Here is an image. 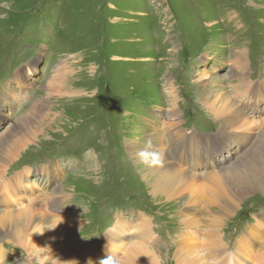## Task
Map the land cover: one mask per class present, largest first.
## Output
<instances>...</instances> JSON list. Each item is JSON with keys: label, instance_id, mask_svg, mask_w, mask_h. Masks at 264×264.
Instances as JSON below:
<instances>
[{"label": "rangeland", "instance_id": "rangeland-1", "mask_svg": "<svg viewBox=\"0 0 264 264\" xmlns=\"http://www.w3.org/2000/svg\"><path fill=\"white\" fill-rule=\"evenodd\" d=\"M238 61L249 79L247 92L238 94L245 100L264 90V0H0V138L15 127L26 140L4 165L0 192L10 200L0 212L40 195H66L70 215L45 233L55 237V253L60 245L73 251L75 240L100 245L119 220L141 214L160 240L153 247L159 264H178L169 250L183 214L176 202L151 196L148 169L126 145L164 128L175 101L187 136L226 142L214 156L218 167L240 162L249 172L263 169L264 94L243 114L248 122L238 132L253 137L242 145L237 132L221 139L228 131L205 105L219 94L234 96ZM49 84L60 88L53 92ZM38 100L52 114L27 136L22 124ZM229 217L220 238L232 254L250 225H264V192L248 193ZM33 233L19 248L2 239L0 264L36 262L42 250ZM86 254L77 255L85 261Z\"/></svg>", "mask_w": 264, "mask_h": 264}, {"label": "bare ground", "instance_id": "bare-ground-1", "mask_svg": "<svg viewBox=\"0 0 264 264\" xmlns=\"http://www.w3.org/2000/svg\"><path fill=\"white\" fill-rule=\"evenodd\" d=\"M243 66L244 62L238 61L240 70L238 69L234 76L237 83L235 82L236 84L232 86L234 96L230 98L219 94L211 102L208 99L205 104L224 131H228L221 136V139L228 141L230 140L227 138L230 137L229 131L237 132L232 134L236 135V139L242 138L237 140L238 145L251 142L253 136L245 134L243 129L241 132L238 130L242 128L244 122H248L243 118L245 110L258 103V98L254 99L256 96L259 95L261 99L264 94V90L255 89L251 91L253 95L249 99L238 98L239 93L247 92L246 85L249 83ZM16 80L21 88L23 85L18 75ZM203 84L209 83L205 81ZM260 86L264 88V85ZM57 88L58 86L49 84L48 90L53 89V92H56ZM169 93L175 100L177 96H175L173 86ZM47 105L46 100H38L31 108L30 116L22 124V129L27 136H31L35 130H40L38 124L40 122L42 124L52 114L45 113L44 109ZM170 107V120L165 123L164 128L161 130L154 128V131L146 135L143 141L129 142L126 145L130 157L136 162L139 161L138 151L143 149L149 140L152 144L150 151H156L162 157V164L146 166L149 178L145 177L148 178L146 180L149 192L154 199L162 203L176 202L175 207L178 206L177 210L182 212L179 215L183 214L179 216L182 224L181 233L177 236L179 240L174 239L176 247L169 250V253L175 252L173 254L178 264H264L263 224L250 225L245 235L237 240V249L232 251V254L228 252L229 246L220 238V229L225 226V218L233 215L242 198L252 191L264 192V168L259 170L257 167L258 169L249 172L245 170V167L242 168L240 162L236 161L234 164L231 163L229 169L218 167V164L214 162V156L219 147H227L226 142H215L213 139L201 138L200 135L197 138L193 137V134L187 136L186 131L180 126L181 115L175 101ZM261 129L264 132V122L261 123ZM18 134V129L12 127L0 138V180L3 177L5 163L13 152L26 142L24 137ZM188 137L192 140H187ZM175 144L179 146V150L182 149L180 153L177 152L178 149L175 150L176 147L172 148ZM183 147L186 148L185 151ZM49 173L46 171V175ZM20 186H22L21 183ZM42 197L40 195L37 202L28 204L19 210L0 212V242L4 238H9L14 240L15 244L17 242L18 248L24 247L25 239H28L34 232L32 242L37 243L40 251L42 250L36 262H33L31 257L28 261L19 260L18 264H75V261L78 264H88L89 260L93 264H99V260L108 254V248L114 255L122 258L121 264H150V259L152 264H159L160 258L153 247L160 240L155 235L153 221L151 222L149 218L141 214L132 221L119 220L105 235L100 245L87 246L75 240L73 243L76 246L72 248L73 251L70 248L64 249V246L60 245L61 251L55 253V247H57L54 242L55 237L45 235L46 231L43 234L36 232L45 230L44 223H56L61 217L69 216L72 208L69 206L68 209L65 204L66 195L51 200H42ZM9 200V196L0 192V203ZM31 228L34 230L29 232ZM78 252L84 257L88 253V259L83 261L78 258ZM3 253L0 246V254Z\"/></svg>", "mask_w": 264, "mask_h": 264}, {"label": "clouds", "instance_id": "clouds-1", "mask_svg": "<svg viewBox=\"0 0 264 264\" xmlns=\"http://www.w3.org/2000/svg\"><path fill=\"white\" fill-rule=\"evenodd\" d=\"M151 148H152V144H151V141L149 140L146 143L145 147L143 149L139 150L137 153V157H138L139 161L141 163H143L144 165L149 166V167L162 164V157H161L160 153H158L156 151H150ZM62 221H63V219L60 222L56 223L55 226H52L51 222L44 223L45 230L42 232H36V233L43 234L45 231L54 230L55 228L58 227V225ZM84 239H86V238H84ZM107 252H108V254L106 255V257L99 260V264H121L120 257L114 255L111 252L110 248L107 249ZM57 259H59V258H57ZM75 264H78V262L75 261ZM88 264H93V262L91 260H89ZM150 264H152L151 259H150Z\"/></svg>", "mask_w": 264, "mask_h": 264}]
</instances>
